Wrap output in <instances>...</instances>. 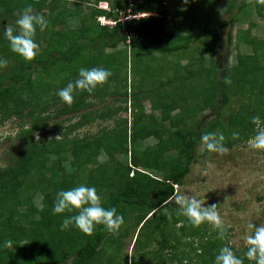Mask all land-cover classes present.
I'll use <instances>...</instances> for the list:
<instances>
[{
  "label": "trees",
  "instance_id": "16d2710c",
  "mask_svg": "<svg viewBox=\"0 0 264 264\" xmlns=\"http://www.w3.org/2000/svg\"><path fill=\"white\" fill-rule=\"evenodd\" d=\"M61 1L64 0H0V57L17 62L3 80L0 77V125L14 116L29 119L18 125L15 135L17 150H10L11 153L16 151L17 155L11 164L0 168V264H111L113 257L110 256L107 258L109 262L101 261V247L112 241L114 233L103 226H97L92 235L71 225L62 231L60 224L64 216L74 215L75 212H52L56 193L80 184L95 186L103 206L117 208L124 217L120 229L131 220L127 228L137 229L136 242L145 233L143 229L149 231L147 236L154 239L159 236L160 240H156L159 248L152 253L155 258L163 259L160 253L167 248L177 247L176 243L170 242V226L183 221L179 231L188 235L187 239L198 235L204 242L195 250L193 242L189 241L196 259L188 254H175L168 255L170 260L174 258L177 264H214L219 249L228 243L217 238V231L206 238L205 234H201V228L189 223L179 211L171 213L166 202L174 195V187L184 183L195 162L197 144L204 133H223L225 147H231L256 134L258 126L252 123L253 116H259V127H264V50L261 52L264 41L247 42L252 53L238 54L235 66H225L220 71L213 60L207 68L202 64L204 51H209L211 56L218 51L216 46L208 48L204 37L216 32L218 34L228 21L225 16L213 21L205 19L210 13L207 7L209 0L195 2L184 15L175 10L181 30L167 29L163 0H133L131 10L134 14L151 15L122 22L118 21L119 12L126 11V0H98L107 2L110 11L95 7L90 12L92 22L81 14L79 8L56 12L63 4ZM81 2L89 3L88 0ZM263 3L264 0H244L237 7V13H247L254 8L261 16ZM234 4L235 0L226 4L228 13ZM28 6L47 19L46 12L49 22L45 30L37 28L35 39L41 50L31 61L12 52L3 35L6 26L16 29L17 17ZM100 15L115 20V25L102 26L97 20L95 22L94 19ZM74 17L79 21L76 29L63 27ZM230 18L232 20L235 17ZM193 19L201 22V29L192 31ZM230 35L229 42L232 41ZM195 37L197 45L192 46ZM127 40L135 51L140 50L141 55L155 52L161 55L184 54L189 49L197 54L198 60L184 66L182 76L174 75L165 83L155 84L157 88H144L143 92L131 94L133 99H138L141 93L143 96L146 93L152 107L160 109L161 120L153 114L136 112L139 104L135 102L132 104L134 110L131 122L128 123L127 118L116 121L117 125H123L119 131L115 126L111 130L102 129L100 134L94 136L67 139L68 132L75 124L67 127L68 132L60 133L62 138H47L44 131L45 122L51 116L46 111L49 101L53 107L56 102L62 105L53 111L54 116L58 117L89 108L96 103L92 100H102L108 93L103 84L98 85L91 94L82 90L74 91L71 105L62 102L57 95L38 106L39 98L28 95L48 85L33 79L32 74L39 69L48 72L60 64V74L66 70L71 73L61 85L63 88L78 78L79 70L72 72L77 65L79 69L80 66L89 69L103 67L111 71L113 66L109 62H112L115 54H106L104 50L115 49ZM193 81H198L200 87L195 86ZM161 87H169L171 96L164 94ZM238 95L246 97L247 105L230 113L226 122H223L222 109L232 97ZM206 109L211 111L210 115L214 118L204 125L198 114ZM177 110L176 114H172ZM100 115L106 114L101 111ZM81 118L87 119V113L82 114ZM164 122H168V126ZM80 124L78 122L77 125ZM233 132H238L239 137L234 139ZM36 134H39L40 139L35 140ZM150 138H154L156 143L142 148L140 143ZM102 153L107 155L108 161L95 164ZM208 153L204 146V154ZM118 154L129 155V164L119 163L116 158ZM91 164H95L93 168L89 167ZM36 195L41 197L40 207L33 201ZM163 207H167L166 211L170 213H159ZM7 241H11V245H6ZM234 253L244 260V264H255L244 253ZM135 264L150 262L140 256Z\"/></svg>",
  "mask_w": 264,
  "mask_h": 264
},
{
  "label": "rangeland",
  "instance_id": "374dc122",
  "mask_svg": "<svg viewBox=\"0 0 264 264\" xmlns=\"http://www.w3.org/2000/svg\"><path fill=\"white\" fill-rule=\"evenodd\" d=\"M97 1L98 0H88L89 3H85L81 2V0H64L61 1L63 4H61L62 6H60L56 12H65L79 8L81 14L89 18L92 22L90 12L95 6H98ZM201 1L206 0H163V6L166 8L165 24L168 26L167 29L181 30V28H178L180 21H177L178 14H175V10H178L180 14L184 15V12L191 8L192 4ZM229 1L230 0H209L207 5L210 13L205 16V19L207 18L209 21H213L218 17L225 16L228 21L226 26L220 30L218 34L216 32L215 34L207 35L208 37H204V41L208 48H214V46H216L215 48L218 50L215 51L212 56L209 54V51L203 52L204 58L202 64L206 68L210 66L211 60L219 67L220 71L225 66L233 67L236 65V57L238 54L252 53V48L247 42L254 40L264 41V10L261 16H258L254 8L248 10L247 13H237V7L242 4L244 0H235L232 11L228 13L226 4ZM45 15L48 19L46 12ZM231 16L235 18L231 20ZM95 20L96 19H94V21ZM78 26L79 21L74 17L70 18L63 27L76 29ZM199 29H201V22L197 20L194 21L193 19L192 31H197ZM216 35L217 39L215 38ZM229 35L232 39L231 42L228 41ZM196 37L200 38V36ZM196 37L194 39H196ZM196 41L197 39L193 41L192 46L197 45ZM39 49L41 50L40 47ZM263 50L264 47L261 52ZM104 52L111 55L115 54V57L111 60L112 62H109L111 66H113L111 69V80L104 83L106 85L105 92L108 93V95L104 96L102 100H92V102L96 103L89 108L58 117L54 116L55 114L53 111L61 108L62 105L56 102L53 107L49 101V107H47L46 111L50 113L51 116L45 122L46 129L44 131L47 138L53 137L57 139V136L58 138H62L60 133L66 131L68 126L70 127L75 124L76 126L71 131H66L68 132L67 139L94 136L100 134L102 129L111 130L115 126L119 131L123 125H121V123L117 125L116 121L120 122V120L127 118L128 123H130L134 110L132 104L135 102L139 104V108H137L138 111L136 112L141 111L147 115L153 114L158 120H161L162 113L160 109H154L152 107V102L146 93L145 96L141 93L138 99H133L131 94L135 91L143 92L144 88H157L159 83H165L168 78L174 75L182 76L184 66L193 64L198 60L197 54L193 52V49L187 50L184 54L161 55L155 52L152 55H141L139 53L140 50L135 51L128 41L120 43L115 49L106 48ZM16 64L17 62L10 60L6 67L0 68V77L2 80ZM81 67L82 66H80V68ZM59 68L60 64H57L49 69L50 72L39 69L36 73L32 74L33 79L48 85L45 88L41 87L37 93L28 95L30 97L39 98L37 102L38 106L45 103L47 100H51L53 96H57L56 93L62 88L61 85L64 84L63 82L66 77L71 76L69 70L60 74ZM73 70L72 72L79 70L78 65L75 66ZM220 71L218 72V77L221 75ZM142 84L145 86L143 87ZM193 84L200 87L198 81H193ZM140 86L143 88L141 89ZM162 90L164 94H169L168 96H171L169 87H164ZM43 91L44 93L40 94V92ZM243 105H247L245 96L238 95L232 97L229 103L222 109L223 113L221 118L223 122H226L230 113L236 112ZM27 111L28 110L25 112ZM101 111L106 115L101 116ZM178 111L179 110L172 114H176ZM85 113H87L88 118L82 120L81 115ZM210 114L211 111L209 109L198 114V118L202 121V124L206 125L214 118V116ZM40 116L43 115L40 114ZM28 120L27 118L19 119L14 116L5 120L3 124L0 125V168H5L11 164V160L17 155L16 151L11 153L10 150H17L16 146L18 140L15 135L18 132V125ZM78 122H81L79 126L77 125ZM164 124L168 126V122H164ZM188 124L190 123L188 122ZM37 139H40L39 134L35 135V140ZM249 139L241 143H234L231 147H226L228 151L224 154L213 152L204 154L205 145L202 141L198 142L195 162L191 165L184 183L174 187V195L166 202L167 206L171 208L170 212L173 214L177 213L179 209V205L175 200L177 194L195 196L197 199L201 200L202 203H205V206L217 204V210L225 226L228 227L227 239L223 241L228 243V245L233 248V251L242 254L247 250L245 242L246 237L253 231L248 228V224L252 223L257 226H264V150L251 148L248 144ZM155 143L156 140L150 138L141 142L140 146L145 148ZM116 158L118 162L123 165L129 164L130 162L129 155L126 157L118 154ZM107 161V155L102 153L97 157L95 164ZM95 164H91L89 167L93 168ZM33 201L37 207L41 206V197L39 195H36ZM166 208H161V212L159 213H170L166 211ZM130 224L131 220L125 227L119 229V231L115 233L114 237L111 239L112 241L102 244L101 261H103V263H105L110 256L113 257L111 264H135L138 258L143 256L145 261L150 262V264H177V260L173 258L171 261L168 255L173 256L178 254V256H180V254H188L190 257L196 259L194 250L190 247L192 245H189L191 242L189 241L193 242L195 250L204 242L203 239L197 237L198 235H196V238L191 237L187 239L186 237L188 235H184L183 232L181 233L179 231L180 226L184 224L182 221L178 225L170 226L172 232L170 242L172 244L176 243L177 247L175 249L167 248L160 253L163 259L159 257L155 258V256H152V253L158 250L159 246L156 240H160V237L157 236L156 239H154L152 236H147L149 231L143 229L145 233L140 235L139 240L136 242L137 229L133 230L127 228ZM198 227L201 228V234H205L206 238H209L212 232L217 231L208 222H204ZM118 244L120 247H118ZM196 252L199 253V250ZM191 264L195 263L192 262Z\"/></svg>",
  "mask_w": 264,
  "mask_h": 264
},
{
  "label": "clouds",
  "instance_id": "9594fccd",
  "mask_svg": "<svg viewBox=\"0 0 264 264\" xmlns=\"http://www.w3.org/2000/svg\"><path fill=\"white\" fill-rule=\"evenodd\" d=\"M100 2L107 3L105 1L98 3ZM48 23L43 14L34 12L33 8L28 6L17 17L16 29L6 26L3 29V35L8 40L12 52L26 61H31L39 52V44L35 39L37 28L43 31L48 27ZM127 41L129 42V40ZM7 63L6 58L0 57V68L6 67ZM111 75V71L103 67L80 68L78 78L59 89L56 94L62 102L71 105L74 91L82 90L91 94L98 85L106 83ZM251 119L259 130L255 136L249 139L248 144L253 149L264 150V127H259L260 117L253 116ZM232 135L234 139L239 137L238 132H233ZM224 139L223 133L217 132H207L201 136L206 150L217 154H224L228 151L224 145ZM175 200L179 205V213L184 215L189 223L198 227L202 223L208 222L217 230V238L227 239L228 227L225 226L217 210V204L205 206V203L195 196L181 194H177ZM52 212L53 214L75 212L74 215L64 216L60 229L63 231L71 225L87 235H92L97 226H103L107 231L115 234L124 223V217L119 214L117 208L114 206L104 207L96 187L85 184L67 190H59L53 202ZM248 228L253 231L246 237L247 251L244 256L249 261H254L255 264H264V226L249 223ZM11 243V241H7L6 245H11ZM214 264H244V260L237 256L230 246L225 245L219 249Z\"/></svg>",
  "mask_w": 264,
  "mask_h": 264
},
{
  "label": "built area",
  "instance_id": "2783aa9c",
  "mask_svg": "<svg viewBox=\"0 0 264 264\" xmlns=\"http://www.w3.org/2000/svg\"><path fill=\"white\" fill-rule=\"evenodd\" d=\"M126 1L128 2V7H127L126 11L119 12L120 17H119L118 21L122 22V21L128 20V19H140V18L151 15L149 13H136V14H134L131 10L132 5H133V0H126ZM97 7L100 9L106 10V11H110L107 3L102 4L100 2V3H98ZM96 20L100 25H108L110 27L114 26L116 23L115 20L108 18L106 16H98L96 18Z\"/></svg>",
  "mask_w": 264,
  "mask_h": 264
}]
</instances>
